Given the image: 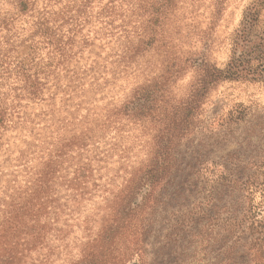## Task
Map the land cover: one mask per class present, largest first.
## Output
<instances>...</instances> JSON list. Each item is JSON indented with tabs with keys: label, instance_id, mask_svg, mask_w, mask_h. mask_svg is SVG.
I'll return each mask as SVG.
<instances>
[{
	"label": "rangeland",
	"instance_id": "rangeland-1",
	"mask_svg": "<svg viewBox=\"0 0 264 264\" xmlns=\"http://www.w3.org/2000/svg\"><path fill=\"white\" fill-rule=\"evenodd\" d=\"M108 2L86 7L76 39L94 40L93 58L23 98L2 137L0 209L42 190L29 237L0 213V264H264V0H134L144 26L173 11L163 20L174 56L146 46L124 72L111 58L118 36L98 21ZM211 68L237 74L196 87ZM10 82L2 98L25 88ZM87 112L96 162L74 186ZM157 154L168 158L158 168ZM49 160L56 174L43 187Z\"/></svg>",
	"mask_w": 264,
	"mask_h": 264
},
{
	"label": "trees",
	"instance_id": "trees-1",
	"mask_svg": "<svg viewBox=\"0 0 264 264\" xmlns=\"http://www.w3.org/2000/svg\"><path fill=\"white\" fill-rule=\"evenodd\" d=\"M2 1L3 5H8L11 10L4 11L3 8L1 9L4 12L0 10V87H9V82L12 80L13 84L10 87L25 88L23 91L19 88L15 89V91H20L19 93L10 92V96H12L10 104L6 103L10 96L6 97L5 94L4 98H2L0 93V144L3 142L2 137L11 128L15 127L14 119L22 118L20 117V102H22L23 98L40 99L43 93L42 87H57L56 82L52 81V78H55V74L65 71V68H68L73 61L79 63V60L83 57H86L87 61L93 58L91 55L94 52L91 46L94 44V40L91 38L83 39L81 41L82 48L76 45V39L78 38L80 27L83 26L82 22L84 20L82 19L86 13V7L89 4L91 5L92 1L98 0H74L73 2L71 0ZM59 4L61 5L60 7L58 6ZM135 8L134 0H109L98 20L103 28L106 29V31L102 32L104 37L118 36L116 43L119 47L117 51H112L111 58L116 59L114 62L115 69L123 72L130 67L133 59L147 51L146 46L153 47L154 51L162 50L163 48L167 55L174 56V44L165 42L167 32L163 20L168 15H172L173 11L149 13L151 19L148 21V25L144 26L138 20L132 22ZM144 8L146 9L145 3L141 4V9ZM65 26L68 27L66 31L64 30ZM135 37L137 38L134 39ZM42 51H47L45 57H43ZM85 53L87 55H84ZM94 63L96 64V58L93 61ZM202 70L203 73L198 75L196 87H208L221 80H232L231 78L237 74L233 73L231 75L233 69L227 72H222L217 68ZM93 71L94 68L91 64L83 72V75L86 73L91 75ZM73 72V76L81 80L79 74L76 71ZM23 93L24 95H22ZM55 95L56 93L49 97L54 101ZM79 107L82 108L81 104ZM88 118L87 112L85 122ZM110 118L111 116L108 115L107 120L110 121ZM89 122H91L90 119L87 121V126ZM220 126L223 128L225 123ZM91 132L92 128L88 126L86 133L80 135L81 143L79 146L81 152L79 155L81 161L76 163L74 170L75 175L72 181L74 186L88 183L92 178L93 162H96V160L93 156L95 141L93 140L94 138L90 137ZM63 148L65 150L66 146H63ZM82 153L88 156L85 159L86 161H82ZM167 160V157L157 154L153 159L154 166L158 168L161 161L166 163ZM54 165L56 163L49 160L47 169L44 170V176H42L46 179L42 180V177L39 178L38 176L37 180L41 183L43 182V187L48 186L47 180L50 181L56 174V170L53 168ZM52 169L54 170L52 171ZM159 169H161L160 166ZM50 173L52 177L48 176ZM253 186L252 183L249 184L244 191L253 193ZM39 189L42 190V188L36 187V190L31 195L25 196L23 203H19L18 207L13 206L8 210L0 209V213L8 216L9 222L12 223L11 225L25 237L31 235L27 227H29V222L33 220L32 217L37 214L36 212L33 215V209L29 210L28 207H34V204L32 205L31 203L41 193ZM29 192L30 190L27 193ZM120 235L123 234L121 233ZM117 238L114 237L113 241L115 244L120 240ZM30 242L27 241V245H30Z\"/></svg>",
	"mask_w": 264,
	"mask_h": 264
}]
</instances>
